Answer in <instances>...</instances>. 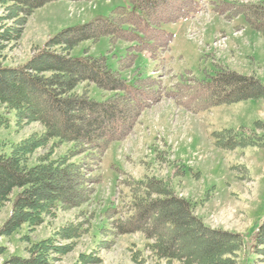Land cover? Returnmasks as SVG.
I'll use <instances>...</instances> for the list:
<instances>
[{"label":"trees","instance_id":"1","mask_svg":"<svg viewBox=\"0 0 264 264\" xmlns=\"http://www.w3.org/2000/svg\"><path fill=\"white\" fill-rule=\"evenodd\" d=\"M55 1L60 0H0L5 5L0 15V40L18 39L19 26L35 10ZM129 3L130 9L117 7L105 18L60 31L25 64L7 67L0 60V104L14 111L17 126L36 123L42 128V132H34L14 145L9 155L0 152V208L12 201L1 235H10L23 224L33 229L43 223L44 216L53 217L57 211L89 203L94 186L100 183V178L93 175L94 170L100 167L109 145L124 141L140 115L161 99H169L193 114L250 99L264 101V83L222 64H214L210 81H199L188 74L169 90L159 80L143 77L139 71L131 80L123 78L121 72L131 69L139 54L147 52L155 61L159 53L170 50L174 36L163 25L189 18L200 9V0H129ZM223 4L211 1L214 12L229 13L227 18L241 16L246 25L264 38V0L245 5ZM103 37L129 44L118 71L109 68L106 57L94 58L87 51L80 58L70 56L81 42L94 44ZM90 85L111 95L96 101L89 96ZM255 128L264 130V123L256 122ZM255 131L213 133L214 146L228 151L247 146L264 148V137ZM62 143L71 147L63 156L51 158ZM48 145V151L38 157L34 166L26 164L31 153ZM127 183L130 192L127 217L113 219L116 214L106 211L113 219L112 237L141 234L148 241L145 249L167 262L235 264L244 245L242 235L205 226L193 214L191 203L178 197L161 179L146 177ZM15 189L18 192L10 200ZM89 227V220L69 223L55 230L51 237L32 243L26 249L28 257L12 256L1 264H53L88 233ZM61 240L67 244H60ZM251 242L254 264L264 263V218ZM110 244L101 243L104 247ZM137 253L132 259L139 263ZM81 258L82 263L94 261L90 255Z\"/></svg>","mask_w":264,"mask_h":264},{"label":"rangeland","instance_id":"2","mask_svg":"<svg viewBox=\"0 0 264 264\" xmlns=\"http://www.w3.org/2000/svg\"><path fill=\"white\" fill-rule=\"evenodd\" d=\"M211 1L245 5L261 0H200V8L207 12L193 20L163 25L162 28L174 36L168 52L159 53L155 61L147 52L139 54L133 67L121 72L122 77L131 80L139 71L143 77L159 80L161 86L169 90L188 74L199 81H210L214 76V64H222L241 75H253L264 83V38L246 25L242 17L239 20L227 18L229 13L215 14L209 8ZM4 6L0 3V15ZM117 7L130 9L129 0L51 2L35 10L19 26L18 39L0 40V60L7 67L25 64L60 31L105 18ZM128 47L129 44L121 40L103 37L94 44L81 42L71 50L70 56L80 58L87 51L94 58L106 57L109 68L118 71L119 61ZM81 88L79 86L78 90ZM110 95L111 92L89 86V96L96 101H103ZM258 121L264 123V101L261 99L220 105L197 114L161 99L141 114L130 137L109 145L100 167L94 170L93 175L100 178V183L94 186L90 202L76 209L57 211L53 217L44 216L43 223L33 229L23 224L8 236L0 234V264L12 256L28 257L26 249L32 243L47 239L55 230L81 220H89L88 233L76 240L53 264H182L154 257L145 249L148 241L141 234L111 236V221L128 215L127 182L142 181L146 177L168 183L178 197L191 203L193 214L205 226L242 235L244 245L235 264H254L256 257L251 250V236L264 218V148L218 149L214 146L213 133L255 131ZM34 132L40 133L42 128L36 123L17 126L14 111L0 104L1 153L9 155L14 145ZM255 132L264 137V130ZM70 147L71 144L62 143L51 158L63 156ZM48 148L49 145L35 150L26 164L34 166ZM17 192L16 189L12 191L10 200ZM11 205L12 201L6 202L0 208V231L8 220ZM107 210L111 215L116 214L113 219L108 217ZM103 241L112 244L104 247L101 243L106 242ZM59 242L67 244V241ZM136 252H139L136 255L139 263L132 259ZM82 255H90L94 261L82 263Z\"/></svg>","mask_w":264,"mask_h":264},{"label":"crops","instance_id":"3","mask_svg":"<svg viewBox=\"0 0 264 264\" xmlns=\"http://www.w3.org/2000/svg\"><path fill=\"white\" fill-rule=\"evenodd\" d=\"M240 20V18H238ZM186 21V20H185Z\"/></svg>","mask_w":264,"mask_h":264}]
</instances>
